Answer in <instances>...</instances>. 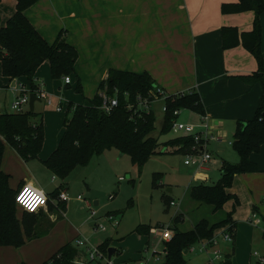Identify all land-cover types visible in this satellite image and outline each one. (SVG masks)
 <instances>
[{
  "label": "crops",
  "instance_id": "obj_1",
  "mask_svg": "<svg viewBox=\"0 0 264 264\" xmlns=\"http://www.w3.org/2000/svg\"><path fill=\"white\" fill-rule=\"evenodd\" d=\"M234 1L36 0L26 7L24 14L47 42L51 43L60 29L66 30L67 42L77 50L74 69L79 75L77 73L76 81L71 77L68 83L64 82L63 76L53 78L47 59L36 68V88L43 89L46 95L53 97L52 102L47 103L45 97L38 95V101L43 97L47 105L54 106L58 112L54 111L58 122L52 124L49 121L51 132L47 135V119L44 112L41 113L45 134L35 158L24 160L6 143L1 167L10 174L11 183L19 179L17 185L28 182L31 186L42 188L36 184L37 176L50 173L51 178L57 177L43 164L42 159L56 147L63 132V115L59 112L68 107L70 101L74 104L88 103L87 100L95 92L99 93L98 83L106 78L110 68L146 71L154 79L155 86L161 87L166 95L197 91L204 107L207 129L217 137L207 139L203 148L207 149L212 142H222L224 136L233 135L236 121L250 118L254 114L264 91L261 81L249 83L241 77L257 69V60L253 54L240 41L228 47L223 46L222 26H235L238 34L253 26V10L222 11V3ZM15 4L16 0H0V27L14 12ZM259 23L264 69V10L259 13ZM11 79L2 74L0 60V106L2 102L4 107L10 105L11 101L6 96L14 95L9 88ZM17 79L27 81L25 76ZM78 80L81 81V90L77 92L74 86ZM150 107L152 109V104ZM182 109L189 112L185 119L196 120L194 123L201 121L202 114L189 108H181L178 118ZM0 110L5 111L2 108ZM196 127L203 130V127ZM228 143L231 144V140ZM213 146L211 149H214ZM215 147L221 159L227 160L223 154L224 148ZM250 158L257 163L259 170L235 174L228 188L238 198L237 207L232 213L235 230L233 247H230L233 249L231 264H236L234 258L242 247L248 250L249 243L258 237L264 239V227H259L264 224V143L258 152L250 154ZM236 159L237 162L238 154ZM193 178H204V174L195 171ZM55 187L66 190L61 182ZM51 199L36 212L35 227H43L45 230L26 239L19 246L0 245V264H42L61 244L69 240L74 244L73 236L50 233L53 227H65L68 223L61 214H64L67 200L55 203ZM227 202L228 209L232 208L233 199L224 204ZM17 213L19 216L20 212ZM253 215L261 221L253 224ZM230 248H224L226 253ZM257 253L254 254L264 255Z\"/></svg>",
  "mask_w": 264,
  "mask_h": 264
},
{
  "label": "trees",
  "instance_id": "obj_2",
  "mask_svg": "<svg viewBox=\"0 0 264 264\" xmlns=\"http://www.w3.org/2000/svg\"><path fill=\"white\" fill-rule=\"evenodd\" d=\"M36 0H16L14 12L0 27V60L1 72L10 78L25 76L29 90H36L35 70L45 59L49 61L53 78L75 72L74 63L77 50L66 40V30L60 29L55 39L49 43L32 25L24 14V9ZM224 12L253 10V26L250 30L241 31L235 26L225 25L221 28L223 46H231L240 41L255 57L258 67L251 74L241 75L249 83L257 80L264 85V69L260 47L261 28L259 13L264 10V0H236L222 3ZM152 76L144 72H134L110 68L105 79L98 83L97 90H103L107 95L117 97L118 103L109 112L100 107L101 96L95 92L88 103L69 102L63 125L64 129L56 147L42 159L43 164L60 179L65 178L76 166L86 165L90 158L115 147L122 153H128L134 164L140 168L143 163L156 153L166 151H186L194 143L192 134H180L164 141H158L157 136L151 135L154 129L155 114L152 109H136L128 104L136 103L137 95L146 96L154 89ZM81 90L79 80L74 86ZM166 109L159 128L160 133H166L171 128L173 109L189 108L200 114L204 107L197 91L181 92L167 95L164 99ZM29 107L21 111H4L0 113V245L19 246L26 239L42 233L43 227H35L36 212L22 209L15 201L17 187L10 182V174L1 167L6 143L17 153L28 160L37 157L41 149L44 131L42 117ZM264 143V91L259 98L254 114L247 119H238L232 135L231 144L239 156L237 162L223 159L220 166V176L214 183L198 182L192 184L189 193L192 199L206 202L217 210L223 204L233 199L232 209L218 221L209 223L200 218L190 229L180 230L172 226L173 234L164 241V259L159 264H189L184 256L188 245L200 238L211 237L215 229L227 225L234 236L235 221L232 217L238 198L228 188L235 174L257 171V163L250 158L252 152H258ZM59 187L48 193L49 199L55 198ZM60 200L59 203H61ZM170 201V200H169ZM168 201V203H169ZM21 208L18 216V209ZM178 216L174 217V221ZM148 224H138L134 230L148 233ZM107 246V241L101 245ZM78 249L71 240L61 244L42 264H72V259ZM233 249L225 254L223 264H231ZM257 264H264L258 262Z\"/></svg>",
  "mask_w": 264,
  "mask_h": 264
},
{
  "label": "rangeland",
  "instance_id": "obj_3",
  "mask_svg": "<svg viewBox=\"0 0 264 264\" xmlns=\"http://www.w3.org/2000/svg\"><path fill=\"white\" fill-rule=\"evenodd\" d=\"M77 73L71 72L69 75L76 81ZM25 82L28 85L27 81ZM66 91L69 93V90ZM7 97L11 101L14 95L11 96L10 94ZM47 97L53 98L50 95ZM159 97L151 102L155 114L154 129L151 131V135L157 136L158 141L161 142L177 136L181 132L173 128H170L166 133L159 132L164 114L163 101ZM45 100L42 97L41 101H35V111L39 115L44 112V117L47 119L46 133L48 135L51 132L49 121L54 123L58 120L55 114L56 109L52 105H47ZM0 108L8 112L13 111L9 104L4 107L3 102ZM26 108H28V104L24 106V109ZM59 113L63 115L62 124L65 117L71 114L70 110L67 111V106ZM188 113V110L182 109L179 120L194 123L196 120L185 119V115ZM31 119L35 120L36 116ZM228 140L232 141V135L224 136L220 143L212 142L207 146L212 158L203 168L184 163L186 155L192 152L191 147L186 151H166L163 149L161 153H156L148 158L140 168L132 162L128 153L120 154L117 148L110 147L93 155L86 165L76 166L63 179L55 176L51 178L50 173L37 176L36 184L42 187L45 192L52 191L61 182L65 185L70 197L66 202L64 214L61 213L68 222L67 226L53 227L50 233H61L66 237L73 236L74 239L83 237L87 239L88 244L93 246L109 240L107 246H114L116 251L118 249V252L113 255L115 258H135L143 255L148 258L146 264H159L163 261L164 254L160 253L158 257L152 256L151 251L154 249L162 250L163 248V242L158 234L161 227L169 225L170 227L176 226L180 230H187L192 228L200 218H205L212 223L224 218L232 209H228L229 202H227L221 208L213 211L210 204L192 199L189 193V187L192 184L198 182L210 184L218 179L222 159L215 146L223 147L225 158L230 162L232 160V162H236L237 152L232 144L228 143ZM211 146L215 150L211 149ZM195 151L193 150V152ZM200 154H196L194 159L199 160ZM195 171L204 174V178L194 179L193 172ZM18 180L12 184L10 178L11 185L17 187ZM77 194H81L82 199L77 198ZM170 199L178 205L169 204ZM94 200H97L96 204ZM87 201L91 203L89 207ZM91 208L95 210L92 217L90 216ZM17 209L21 211L20 207ZM108 215H113V219H109ZM175 216H178V219L174 221ZM113 222L115 223L113 224ZM98 224L104 225L105 228L95 229V225ZM138 224L157 227L158 231L156 230L154 233L149 231L146 234L139 233L134 230ZM259 227H264V224L259 225ZM48 238L50 239V237ZM248 245H250L248 250L247 247L244 249L242 247L234 258L236 264H256L258 255H255L254 252L264 254L263 238L258 237ZM194 246V250L186 249L183 253L188 263L206 264L208 261L207 253L199 251L197 243ZM231 246L233 247L232 243L222 242L220 247L224 249ZM78 256L79 253L76 254V257ZM214 263L219 264L218 260H214Z\"/></svg>",
  "mask_w": 264,
  "mask_h": 264
},
{
  "label": "built area",
  "instance_id": "obj_4",
  "mask_svg": "<svg viewBox=\"0 0 264 264\" xmlns=\"http://www.w3.org/2000/svg\"><path fill=\"white\" fill-rule=\"evenodd\" d=\"M64 82H70L71 77L69 74L63 75ZM9 88L14 92V97L10 102V108L13 111H21L24 109V106L28 104V97H29V90L28 85L25 82H22L17 79V77H13L9 83ZM36 95L45 97L48 103L51 102V98L47 97L45 91L41 88H36L33 91ZM101 96V103L100 107L109 112L114 106L117 105L118 100L115 95L109 96L103 90L99 91ZM162 99L163 106L162 109L165 111L166 104L164 102L165 97L167 96L164 90L159 87L155 86L154 89L149 91V94L146 96H141L140 94L137 95L136 103L128 104V107H135L136 109H151L150 105L152 101H155L156 98ZM59 108V107H58ZM181 108L173 109V114L175 115L171 121V128L180 131L181 134H192L194 138V143L191 145V153L186 155L184 159V163L188 165H197L199 168L205 167L207 161L210 159L211 154L210 152L203 148L206 140L209 138H217L214 136L207 128L206 122V115H201V121L199 123H190L179 120L178 114ZM2 111L0 110V113ZM196 126L203 127V130H198ZM180 135V134H179ZM193 150H196L193 152ZM198 153L200 154V159H194V156ZM27 189V193L25 190ZM79 199H82L81 194H77L76 196ZM15 201L17 204L24 210L30 212H37L40 208L46 206L49 201L48 193L45 192L42 188H37L31 186L28 182L22 183L16 190L14 194ZM69 194L65 189L59 190L57 196L52 198L51 200L57 201L68 200ZM39 200L41 203H37L36 201ZM91 203L87 201V206L89 207ZM169 204H177L174 200H170ZM95 214V210L91 208L90 216L92 217ZM109 219H113V215H108ZM253 224H257L261 219L253 215L251 219ZM115 222H113L114 224ZM97 224V223H96ZM95 229H103L105 228L104 225H95ZM158 231L157 227H150L149 231L154 233ZM160 235V239L163 242L162 250L154 249L151 251V255H155L158 257V254L165 253V245L164 241L169 240L173 234V229L168 225L161 227L160 231L158 232ZM233 241V234L228 230L227 225H223L215 229L211 237L208 238H200L194 243L188 245V250H194V244H198L199 251H205L208 255V261L206 264H215L214 260H218L219 264H223L222 261L224 260L226 251L222 249L220 246L222 242L225 243H232ZM74 245L77 247L79 256L76 255L72 259V264H146L148 258H145L143 255L138 256L135 258H115L113 255L115 252H118L114 249L110 256H108L107 247L103 248L101 245L93 246L87 243V239L83 237H76L74 239ZM76 253V254H77ZM255 254H258L256 251ZM264 256V255H263ZM262 255H258V259L260 263L264 262V257Z\"/></svg>",
  "mask_w": 264,
  "mask_h": 264
},
{
  "label": "water",
  "instance_id": "obj_5",
  "mask_svg": "<svg viewBox=\"0 0 264 264\" xmlns=\"http://www.w3.org/2000/svg\"><path fill=\"white\" fill-rule=\"evenodd\" d=\"M40 97L38 95H36L33 91H30L29 92V97H28V107L30 110H33L34 109V101L35 100H39ZM122 152L120 151V154ZM94 203L96 204L97 203V200H94ZM115 247L114 246H108L107 247V251H108V256L111 255V253L114 251Z\"/></svg>",
  "mask_w": 264,
  "mask_h": 264
},
{
  "label": "snow or ice",
  "instance_id": "obj_6",
  "mask_svg": "<svg viewBox=\"0 0 264 264\" xmlns=\"http://www.w3.org/2000/svg\"><path fill=\"white\" fill-rule=\"evenodd\" d=\"M25 192L27 193V189L25 190ZM36 202H37V203H41V201H39V200H37Z\"/></svg>",
  "mask_w": 264,
  "mask_h": 264
}]
</instances>
